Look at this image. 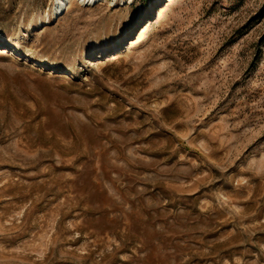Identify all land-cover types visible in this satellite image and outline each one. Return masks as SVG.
I'll use <instances>...</instances> for the list:
<instances>
[{"label": "rangeland", "instance_id": "1", "mask_svg": "<svg viewBox=\"0 0 264 264\" xmlns=\"http://www.w3.org/2000/svg\"><path fill=\"white\" fill-rule=\"evenodd\" d=\"M52 1L0 0V264H264V0Z\"/></svg>", "mask_w": 264, "mask_h": 264}, {"label": "bare ground", "instance_id": "2", "mask_svg": "<svg viewBox=\"0 0 264 264\" xmlns=\"http://www.w3.org/2000/svg\"><path fill=\"white\" fill-rule=\"evenodd\" d=\"M83 5H93L98 0H77ZM70 4V0H53L51 7V15L50 19L56 20L59 16H61L68 8ZM49 19L45 20V23H48Z\"/></svg>", "mask_w": 264, "mask_h": 264}]
</instances>
